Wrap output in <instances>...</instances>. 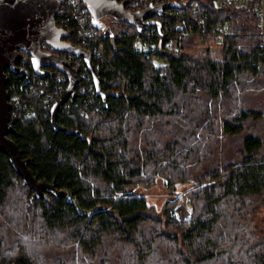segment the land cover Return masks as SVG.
<instances>
[{
	"label": "trees",
	"instance_id": "trees-1",
	"mask_svg": "<svg viewBox=\"0 0 264 264\" xmlns=\"http://www.w3.org/2000/svg\"><path fill=\"white\" fill-rule=\"evenodd\" d=\"M199 4L205 30L220 20L226 31L217 58L189 52L187 37L175 39L179 51L162 49L156 31L160 48L136 49L126 21L106 29L98 70L111 94H93L101 111L57 115L79 134L53 129L49 109L13 78L38 113H10V138L37 179L88 213L49 193L30 199L0 151V264H264L251 220L264 205V38L252 1ZM158 178L171 193L187 184L160 209L133 189Z\"/></svg>",
	"mask_w": 264,
	"mask_h": 264
},
{
	"label": "water",
	"instance_id": "water-1",
	"mask_svg": "<svg viewBox=\"0 0 264 264\" xmlns=\"http://www.w3.org/2000/svg\"><path fill=\"white\" fill-rule=\"evenodd\" d=\"M64 0H0V151L4 152L9 163L21 177L22 183L26 184L34 197L45 196V192L55 198L63 197L66 202L71 203L79 213H88L82 210L73 193L67 189L57 188L54 180L37 179L28 168L29 159L22 158L16 143L7 136L13 132L14 128L9 120L10 102L8 92L5 88L7 76L4 69L8 68L12 72H21L27 76V71L23 72L16 63L19 58V51H25L31 55L34 65L45 64L63 72L67 77V84L63 92L53 101L50 107L49 120L53 129L79 134L77 130L70 129L57 122V115L61 111L62 104L66 99L75 97V87L78 84L77 69L74 68L65 55L56 51L70 52L83 58L86 66L92 74L96 94L103 103L106 102L107 95L100 85V71L95 69L88 50L70 41H63L61 35H67L68 31L60 29L54 25V17L61 3ZM91 15L92 24L102 27L98 20L100 16L110 15L118 21H126L140 31L146 26L153 24L159 32L162 28L157 21L144 19L150 13L156 12L162 15H170L164 10L165 3L159 6H148L140 11H130L125 8L122 1L117 0H82ZM41 41H45L48 50L42 51L39 47ZM51 72L45 70L40 75H50ZM24 80L22 84H25ZM14 264V263H10Z\"/></svg>",
	"mask_w": 264,
	"mask_h": 264
},
{
	"label": "built area",
	"instance_id": "built-area-1",
	"mask_svg": "<svg viewBox=\"0 0 264 264\" xmlns=\"http://www.w3.org/2000/svg\"><path fill=\"white\" fill-rule=\"evenodd\" d=\"M122 1L126 9L130 11H140L148 6H159L165 3H172L167 5L164 10L169 14L179 12V16L175 18V28L172 30V35H167L166 32L171 30L167 22L169 15H162L156 12L150 13L144 19H151L157 21L162 32H159L157 27L153 24L146 26L140 31H136V41L134 47L140 49L147 48L150 51L160 48L150 39L149 34L156 31V38L162 40L164 48L171 49L174 47L176 51L181 49V46H174V41L178 37H188L195 35L200 40L205 41L208 37H212L216 42L222 40L225 34L224 26L218 20L210 31L204 28L205 12L201 9L199 0H117ZM221 4L232 2L235 4H242L247 1L253 2V10L256 16V24L259 34L264 38V0H219ZM71 22H70V21ZM102 23V27H96L92 24L90 12L86 4L82 0H64L59 6L57 13L54 17V25L60 29L68 31V38L70 42L83 47L88 50L92 59L95 69H99V60L103 58L101 37L105 35L106 29L115 21L110 15L100 16L98 19ZM130 25V24H129ZM132 26V25H131ZM166 31V32H165ZM161 42V41H160ZM161 42V43H162ZM48 47L45 41H41L40 48ZM28 53L22 51L19 55V65H25ZM67 59L71 65L77 69L78 84L75 87V97L73 100L70 98L62 104L61 110L69 113L71 105L76 110L85 115L88 107L92 106L96 111H101V106L95 102L93 94L96 93L95 85L92 79V74L86 66L82 57L73 53L67 52ZM67 84L66 75L60 70L52 66L50 75L38 76L30 83L24 86V94L33 95L35 98L40 99L43 109H49L53 101L63 92ZM16 83H11L8 92V101L11 108L10 113H22L24 117H37L38 107L36 103H28L25 97H22L18 90L15 88ZM38 103V101H37ZM72 103V104H71ZM46 111V110H45Z\"/></svg>",
	"mask_w": 264,
	"mask_h": 264
},
{
	"label": "rangeland",
	"instance_id": "rangeland-1",
	"mask_svg": "<svg viewBox=\"0 0 264 264\" xmlns=\"http://www.w3.org/2000/svg\"><path fill=\"white\" fill-rule=\"evenodd\" d=\"M187 38H190V40L189 42L187 41L186 43L187 46L185 47L189 52L195 53L200 50L204 51L205 48L208 47L213 57L217 58L220 56L219 48L221 43L220 41L216 42L211 36L208 37V39L205 41L200 40L195 35H189ZM186 185L187 184H177L176 191L174 193H171L164 186L163 181L160 178H158L156 183L152 186L149 187L136 186L133 189L136 193L145 195L148 202L153 206H155L156 209H160L163 202L167 198H171L175 195H180L183 192L184 186ZM187 207H189L188 204ZM251 220L255 231L258 232L259 234H264V205L260 206L257 212L251 216Z\"/></svg>",
	"mask_w": 264,
	"mask_h": 264
},
{
	"label": "flooded vegetation",
	"instance_id": "flooded-vegetation-1",
	"mask_svg": "<svg viewBox=\"0 0 264 264\" xmlns=\"http://www.w3.org/2000/svg\"><path fill=\"white\" fill-rule=\"evenodd\" d=\"M63 41H68V35H61L60 37ZM42 51H46L48 50V47H44V48H40ZM56 53L61 54V55H67V52L64 51H56ZM22 54V51H19V55ZM17 67H19L23 72H25V70L27 71V76L25 74H21V72H12L11 70H9L8 68L4 69V73L7 76V82L5 84V88L7 90V92H10V85L11 83H13V78L16 77L19 81H20V85L19 88H24L25 85H27L28 83H30L31 81H33V79L35 77L38 76H45V75H40V73H43L45 70L52 72V66L51 65H45V64H36L34 65L31 59V55L28 54L27 55V61L25 65H19V63H16ZM24 80H27L25 84H22ZM15 88L18 90L17 85L15 86ZM10 133H7V136L10 138ZM47 192H45L46 195ZM31 194H32V190H31ZM41 197V196H40Z\"/></svg>",
	"mask_w": 264,
	"mask_h": 264
}]
</instances>
